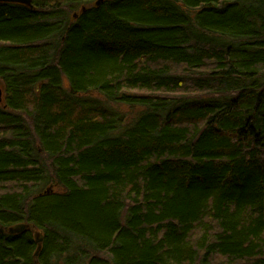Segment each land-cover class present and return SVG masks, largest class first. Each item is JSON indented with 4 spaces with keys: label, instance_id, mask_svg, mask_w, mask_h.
Here are the masks:
<instances>
[{
    "label": "trees",
    "instance_id": "1",
    "mask_svg": "<svg viewBox=\"0 0 264 264\" xmlns=\"http://www.w3.org/2000/svg\"><path fill=\"white\" fill-rule=\"evenodd\" d=\"M31 2L0 3V264H264V0Z\"/></svg>",
    "mask_w": 264,
    "mask_h": 264
},
{
    "label": "water",
    "instance_id": "2",
    "mask_svg": "<svg viewBox=\"0 0 264 264\" xmlns=\"http://www.w3.org/2000/svg\"><path fill=\"white\" fill-rule=\"evenodd\" d=\"M101 2L102 1H99L96 5L99 6ZM0 3L19 4V5L27 6L29 8H33L31 0H0ZM2 102H3L2 91L0 89V104ZM26 229H29L28 225L19 224V225H16L14 227L7 229L6 231H8V233L11 235H19V234L24 233ZM0 231L2 233L4 232L3 230H0ZM34 240H35V243L37 244V250H36L35 256L38 257L41 251V248H42L43 233L40 231L35 233Z\"/></svg>",
    "mask_w": 264,
    "mask_h": 264
},
{
    "label": "rangeland",
    "instance_id": "3",
    "mask_svg": "<svg viewBox=\"0 0 264 264\" xmlns=\"http://www.w3.org/2000/svg\"><path fill=\"white\" fill-rule=\"evenodd\" d=\"M65 87H67V86H65ZM0 89H1V91H2V98H4V86H3V84L0 82ZM94 96V98H98L99 100H101L102 102H104V103H107L106 102V100L102 97V96H99V95H97V94H95V95H93ZM111 106H113V108H116V109H120V110H122V111H124L125 113H127V115L129 116V117H131V113H130V111H128V109H127V111H125V109L123 108V107H120V106H118V105H115V104H110ZM37 232H39V231H33V234L35 235V233H37Z\"/></svg>",
    "mask_w": 264,
    "mask_h": 264
}]
</instances>
